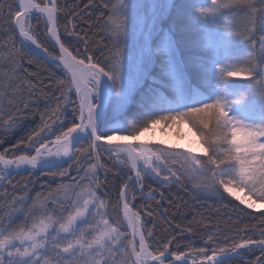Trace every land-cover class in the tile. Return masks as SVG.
<instances>
[{"label": "snow or ice", "instance_id": "snow-or-ice-1", "mask_svg": "<svg viewBox=\"0 0 264 264\" xmlns=\"http://www.w3.org/2000/svg\"><path fill=\"white\" fill-rule=\"evenodd\" d=\"M88 6L99 12L100 31L111 42L95 49L104 66L99 57L91 63L93 55L85 56V65L65 47L58 31L64 6L58 0H44L43 6L36 0H0V140L40 116V125L0 151V264H188L177 237L156 243L157 225L142 219L131 201L137 193L141 199L158 193L153 203L159 208L164 199L159 188L175 185L186 195L215 200L243 188L249 199L264 202V0H88ZM78 8L64 13L69 23L80 17ZM226 13L240 23L229 25ZM33 18L37 23L43 18L58 57L38 42ZM88 23L89 29L97 26ZM64 32L79 38L67 24ZM41 56L62 66L64 78L53 73L45 85L39 69L29 71ZM73 93L78 104L68 113ZM65 113L72 117L71 126L60 119ZM175 120H187L200 135L202 156L113 142L118 134L135 140L148 128ZM57 129L63 131L53 151L47 137ZM125 168L134 176L119 183ZM45 170L53 177L71 171L76 176L71 184L35 197L27 185H12L13 174ZM145 177L158 186H148L147 196ZM108 183L117 186L112 208H122V218L107 211L100 189ZM10 186L25 194L12 195ZM144 216L153 217V210ZM260 223L259 240L242 238L230 248L209 249L211 255L205 249L195 254L201 264H264V212ZM173 243L177 251L170 250ZM254 251L259 255L244 259Z\"/></svg>", "mask_w": 264, "mask_h": 264}, {"label": "trees", "instance_id": "trees-1", "mask_svg": "<svg viewBox=\"0 0 264 264\" xmlns=\"http://www.w3.org/2000/svg\"><path fill=\"white\" fill-rule=\"evenodd\" d=\"M42 2L43 0H38ZM98 3L101 0H97ZM58 3L61 6H64V11L60 13V23L62 28L61 40L65 43V47H68L71 53L77 58H81L82 55V42L88 37V39H92L95 42V49L98 45H108L111 46V43L108 40L102 39L107 38L106 36H100V24L98 22L99 12L95 11L93 6H88L85 8V5L88 3V0H58ZM76 5H79V8L76 9L81 13L78 19L72 20V25L69 26L68 19L66 18L64 13L68 11V7L76 8ZM232 14L226 13L225 18L227 19V23L231 24H239V17L235 21L232 20ZM35 22V18L33 19ZM96 23L97 26L95 28L89 29V23ZM67 24V27L70 31L74 30L75 33L79 34L80 39L76 35H69V33L64 32V27ZM37 31L41 32V24L37 26ZM97 41V43H96ZM17 46H19V39L17 38ZM53 53L56 51L52 48ZM94 54H99L96 51H93ZM37 58L27 57L28 60H35ZM24 67L28 68L29 65L26 62ZM39 69L41 72V79L44 80V84L48 83L46 77H50L55 74L56 78H64V71L62 69L57 68L53 64H49L43 58H39V62L34 63L29 71H36ZM40 125V116L39 113H36L34 116L30 117L28 120L24 122V127L17 129L14 133L7 135L0 141H10L15 140L12 145H15L17 141L21 138L28 135L35 126ZM155 150V149H154ZM107 158V154H105V159ZM142 163V162H141ZM111 161H109V165ZM83 173H81L82 175ZM123 180L119 183H123L127 180L130 172L125 168L122 173ZM76 176L74 171H71V175L61 178L59 176L53 177L47 174V171L44 173H36L29 175L28 173H20L19 175L13 174L11 177L12 185H15L17 189H23L24 185H27V192L30 193L33 197L36 196L37 193L47 194L48 192L54 190L58 184H71L73 181L71 177ZM103 179V176H101ZM111 180V176L109 177ZM146 187L144 188L145 195H150L148 192V186H152L154 188L158 187L153 184V180L151 178L145 177L144 179ZM135 182L133 181V184ZM189 187L191 186V182L188 181ZM132 185H129L131 188ZM9 192L12 195H23L24 192L13 191L11 186L9 187ZM3 190L0 189V192ZM159 191L164 192V199L161 202V206L156 208V205L153 203L155 200H159L160 196L157 193L156 196H151L150 199H141L140 195L137 193L135 200L131 201V205L134 211H140L142 219L152 220L157 227L155 228V242H166L168 237L175 236L177 237V241L175 243H179L181 245L179 251H183L187 253H196L199 252L200 249L217 248V250L221 247H232L234 244L241 243L243 239H254L259 240L262 237L259 235L262 230L261 226V214H252L249 212H240L241 207H236L237 204L231 201L225 194V200H215V199H207L203 196L197 198L195 195H186L183 190H180L177 186H165L164 188H159ZM100 192L103 193V199L106 202H109V206L107 211L111 213L113 216H121V209L117 211H113L112 205H115L119 194L117 191V186L108 183L101 187ZM171 200L170 204L168 201ZM231 201L232 203H229ZM2 203V201H0ZM146 205H151V209H146ZM235 209V210H234ZM243 209V208H242ZM145 210H153V217H145ZM167 210V211H165ZM67 214V213H65ZM23 223V218L16 221V224L21 225ZM32 222H28V226H30ZM207 225V227H204ZM149 228H152V224H147ZM192 226L194 231L193 233H188L186 229ZM58 227V225H57ZM184 229L185 231H181ZM27 230V229H25ZM124 229H121L123 231ZM213 236V240L209 241L208 236ZM180 236H183L184 239H179ZM175 243L170 245L171 251H177ZM153 252H155V248H151ZM162 250V248H161ZM210 252H208V255ZM259 252L254 251L253 253L245 256L244 259H254L255 256H258ZM229 264H240L239 260L230 261Z\"/></svg>", "mask_w": 264, "mask_h": 264}, {"label": "rangeland", "instance_id": "rangeland-1", "mask_svg": "<svg viewBox=\"0 0 264 264\" xmlns=\"http://www.w3.org/2000/svg\"><path fill=\"white\" fill-rule=\"evenodd\" d=\"M36 2L40 3L41 6H43L44 0L42 2H39L38 0H36ZM113 2H115V0H113ZM33 19L30 21V24L38 36V42L41 44L42 47L48 48V51L52 54L53 57H58L59 54H58L57 50L47 39V35H46L47 30H46L43 18H41L39 23H37V20H35V22H34ZM39 24H41V32L40 33L37 31V26ZM71 25H72V23L70 22L69 26H71ZM58 31H59L60 37H61L62 28H61L60 21L58 23ZM100 36L102 38L106 35L101 33V31H100ZM76 39L78 40V39H80V37L76 38ZM86 39H87L88 43H87V45H85L84 41L82 42L81 51H82L83 56L80 59H85L86 55H93L94 58L91 61V63L95 64V63H97L96 55L93 52V51H95V42L92 39H88V37ZM102 39L108 40L110 42V40L108 38H102ZM96 43H97V41H96ZM86 47L88 49V52H85ZM52 48L56 50L54 53L52 51ZM104 51H105V55H107V49H104ZM97 57H99V59L101 61V66H104L103 65L104 57H100L99 54L97 55ZM85 62L88 63V61L86 59H85ZM59 69L63 70L62 66ZM67 75L69 76V74H67ZM69 78H70V76H69ZM71 100L73 101V103L68 105V110H67L68 113H72L73 110L75 109L76 105L78 104V100L76 99V96L74 95V93L71 95ZM75 114L78 116V111ZM65 118H67V124L65 125V127L71 126L72 117L70 115H68L67 113H65L64 115H62L60 117L61 120H64ZM36 127L37 126H35L34 128H36ZM62 131H63V129H57L55 131L54 135H50L47 137L48 142H49L48 146L51 145V142L55 140L57 135L62 134ZM121 136L124 137L123 140H121ZM14 141L15 140H11V142L10 141H0V151H2L5 148H10L12 146V144L14 143ZM113 141H127V142H130L133 144H146L148 146L153 147V150L156 149L157 147H166V148L178 149V150H183L186 152H191L192 154L200 155V156L203 155L204 150H205V145L201 141L200 135L196 132V130L194 128H192L191 124L187 120L168 121L167 123L161 122V123H159L153 127L148 128V130L141 132L138 136L135 137V140H133L132 136L127 134V133L118 134L116 136H113ZM36 146L38 147L39 145H36ZM21 154H23V153H21V152L16 153V155H21ZM8 158L12 159V156L10 155ZM45 171H47V170H45ZM38 173L39 172H37V174ZM132 173L133 172H130V175H128V177L131 176ZM128 177H127V179H128ZM190 182L192 184V181H190ZM233 193H234V195H229L227 193H225V195L231 201L235 202L239 207L243 208L245 210V212H249L252 214H261L262 212H264V208H262V209L254 208L255 205L264 204V202L256 200L254 197L252 199H249V193L247 192L246 189L234 187ZM236 197H239L240 199L238 200V199H236ZM240 200L250 201V203L253 204V207L248 208L247 204L246 203L241 204ZM121 216L123 217L122 209H121ZM17 225H19V224H17ZM31 225H32V223L30 224L29 227H31ZM17 243H19V242H17ZM207 250H209V249H207ZM207 252H210L209 255H211V251H207ZM196 253H198V252H196ZM186 258H187V260H193V261H196V259H198V258L202 259V257L200 255H196L194 252L193 253L192 252L187 253ZM181 259H184V258L182 257ZM165 264H168V261H165Z\"/></svg>", "mask_w": 264, "mask_h": 264}, {"label": "water", "instance_id": "water-1", "mask_svg": "<svg viewBox=\"0 0 264 264\" xmlns=\"http://www.w3.org/2000/svg\"><path fill=\"white\" fill-rule=\"evenodd\" d=\"M47 35V39L49 40V42L55 47V49L57 50V52H58V54H59V48H58V46H55L54 44H53V41L49 38V34L47 33L46 34ZM42 58H43V56H41ZM44 59V58H43ZM78 59V58H77ZM47 61V60H46ZM88 63H86L85 62V65H87ZM63 68V67H62ZM69 76H70V74H69ZM113 142H119V143H130V142H127V141H113ZM131 176H134V172L132 173V175ZM122 209V208H121ZM130 234V233H129ZM183 260V259H182ZM202 260V259H201ZM201 260H197V261H188V264H194V262H195V264H201ZM177 264H179V261H177ZM204 264H208V262L207 261H204Z\"/></svg>", "mask_w": 264, "mask_h": 264}, {"label": "bare ground", "instance_id": "bare-ground-1", "mask_svg": "<svg viewBox=\"0 0 264 264\" xmlns=\"http://www.w3.org/2000/svg\"><path fill=\"white\" fill-rule=\"evenodd\" d=\"M77 122H79V121L77 120ZM54 141H55V140H54ZM54 141H52V142H51V145L48 146V147L51 148L53 151H55V147H56ZM247 203H250V201H246V204H247ZM254 208L262 209V208H264V204H257V205L254 206Z\"/></svg>", "mask_w": 264, "mask_h": 264}]
</instances>
